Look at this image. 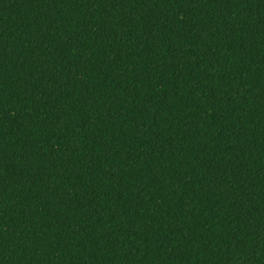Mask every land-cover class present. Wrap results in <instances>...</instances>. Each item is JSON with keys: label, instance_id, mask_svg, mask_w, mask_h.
Segmentation results:
<instances>
[{"label": "trees", "instance_id": "16d2710c", "mask_svg": "<svg viewBox=\"0 0 264 264\" xmlns=\"http://www.w3.org/2000/svg\"><path fill=\"white\" fill-rule=\"evenodd\" d=\"M264 264V0H0V264Z\"/></svg>", "mask_w": 264, "mask_h": 264}, {"label": "snow or ice", "instance_id": "6c2138e0", "mask_svg": "<svg viewBox=\"0 0 264 264\" xmlns=\"http://www.w3.org/2000/svg\"><path fill=\"white\" fill-rule=\"evenodd\" d=\"M242 264H246V262L245 261H242Z\"/></svg>", "mask_w": 264, "mask_h": 264}]
</instances>
